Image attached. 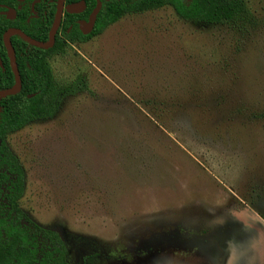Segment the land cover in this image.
Segmentation results:
<instances>
[{"label": "rangeland", "instance_id": "rangeland-1", "mask_svg": "<svg viewBox=\"0 0 264 264\" xmlns=\"http://www.w3.org/2000/svg\"><path fill=\"white\" fill-rule=\"evenodd\" d=\"M123 16L48 57L55 115L10 132L21 209L71 264H264V0Z\"/></svg>", "mask_w": 264, "mask_h": 264}, {"label": "trees", "instance_id": "trees-1", "mask_svg": "<svg viewBox=\"0 0 264 264\" xmlns=\"http://www.w3.org/2000/svg\"><path fill=\"white\" fill-rule=\"evenodd\" d=\"M90 37L100 34L107 26L125 15L173 7L183 19L221 24L235 21L247 12L243 0H101ZM31 38L42 40L28 32ZM30 49H14L21 78L19 92L0 98V264H71L67 248L59 233L33 221L20 207L25 188L24 169L11 152L6 136L39 119L55 115L68 93L86 87L77 79L60 91L52 76L48 57L64 53L56 49H40L26 43ZM0 90L14 84L6 49H0Z\"/></svg>", "mask_w": 264, "mask_h": 264}, {"label": "flooded vegetation", "instance_id": "flooded-vegetation-1", "mask_svg": "<svg viewBox=\"0 0 264 264\" xmlns=\"http://www.w3.org/2000/svg\"><path fill=\"white\" fill-rule=\"evenodd\" d=\"M95 5L96 0H0V49H6L9 59L5 34L8 30L14 29L27 36L28 32L33 33L39 38H44L38 41L46 42L58 14L59 22L54 32L53 44L40 49H56L59 45L66 49L74 43L88 40L94 29L93 25L90 31V16ZM67 6H72L73 12H68ZM8 40L13 50L30 49L26 45L28 42L17 33L11 32ZM14 55L16 61L15 50ZM0 60V67L3 68L1 57ZM9 65L11 67L10 59Z\"/></svg>", "mask_w": 264, "mask_h": 264}, {"label": "water", "instance_id": "water-1", "mask_svg": "<svg viewBox=\"0 0 264 264\" xmlns=\"http://www.w3.org/2000/svg\"><path fill=\"white\" fill-rule=\"evenodd\" d=\"M100 8H101V1L100 0H96V5H95V7L93 9V12H92V14L90 16V31L93 29L94 21L96 19V16H97ZM66 9H67L68 12H73L72 6H67ZM58 22H59V14L56 17L54 26H53L50 34H49V39L46 42L35 40V39L27 36L26 34H24L23 32H21L20 30H17V29L8 30L6 32L5 41H6V45L8 47L7 52H8V56H9L10 62H11V68H12V71H13V74H14V84L10 88L0 90V98L5 97L7 95L15 94V93L19 92L20 89H21V78H20V74H19V71H18V68H17V65H16V61H15L14 50L11 49V46H10V43H9V40H8L9 34L11 32L17 33L25 41H27L28 43H30V44H32V45H34L36 47L48 48V47H50L53 44L54 32H55V30L57 28ZM0 65H1V60H0Z\"/></svg>", "mask_w": 264, "mask_h": 264}]
</instances>
